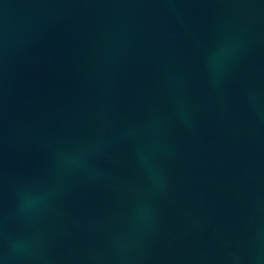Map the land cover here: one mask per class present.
Here are the masks:
<instances>
[{"label":"water","instance_id":"obj_1","mask_svg":"<svg viewBox=\"0 0 264 264\" xmlns=\"http://www.w3.org/2000/svg\"><path fill=\"white\" fill-rule=\"evenodd\" d=\"M0 264H264V0H0Z\"/></svg>","mask_w":264,"mask_h":264}]
</instances>
